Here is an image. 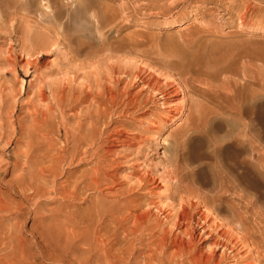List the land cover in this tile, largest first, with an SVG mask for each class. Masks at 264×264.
<instances>
[{
  "label": "bare ground",
  "instance_id": "6f19581e",
  "mask_svg": "<svg viewBox=\"0 0 264 264\" xmlns=\"http://www.w3.org/2000/svg\"><path fill=\"white\" fill-rule=\"evenodd\" d=\"M57 1L35 0L45 10L41 13L54 21L50 25L54 27L40 26L41 32L37 36L29 35L32 32L30 29H33L31 25L26 27L30 33L24 29V55L20 57L25 61H20V65L26 78H31L32 74L33 78L28 85L26 81L22 82L19 99L28 97L24 108L29 109L25 117L29 123L24 126L23 121H17V130L10 132L8 146H15L13 156L8 155V149L0 155V177L7 171L12 172L14 179L10 185L11 191L20 193L24 203L16 205L11 198H4L0 194V264L31 262L21 237L22 227L18 229V222L25 212L34 216L31 229L41 241H46L50 235L51 226L47 221L53 217L55 224H58L57 234L71 246L80 244L94 248L92 245L95 244L96 249L104 247L101 253L95 249V253L91 252L92 256L88 254L91 250H87L88 257L81 264H262L264 209L258 213L256 206L264 203V180L261 177L263 155L258 143L264 136V114L259 102L258 73L254 72L250 81L240 84L234 79L238 75L233 70L235 65L207 66L204 62H197L177 68L179 73L186 71L187 78L184 81H167L163 85L152 72L143 68L131 71L118 66V61L113 62L115 56L112 51L117 52L119 49H107L108 53L98 60L100 74H97L92 84L84 88L81 84L76 85V80H62L57 84L52 82L48 97L44 86L39 84L46 77L42 76L45 74H39L42 53L51 52L55 45H64L59 40L61 34L64 36L63 41L69 38L83 39L84 25L89 24L80 16L78 19L82 24L79 23L74 31L66 32L63 21L69 18V11L64 9L59 12V9L54 12ZM20 2L0 0V18H7L9 9L17 12L23 4ZM79 3V11L84 13L95 12L97 8L93 0H79ZM26 9L30 10L31 7ZM107 14H102V17ZM93 15L94 19H98L95 29L100 30L101 18L97 17L96 12ZM54 37L59 38L55 40ZM87 49L84 43L78 42L76 50L66 53V65L62 69L60 67L58 74L68 76V73H74L71 64L88 58L90 53L86 52ZM122 49L131 54L130 48ZM10 54L13 56L15 52L11 51ZM12 56L10 60L3 61L4 64L16 66L18 60L14 61L16 58ZM191 85L194 87L191 88ZM135 88H139L136 93L133 92ZM85 103L90 105L79 112ZM186 107L191 111L189 116L193 117V123L170 162L172 168L160 176L147 167L142 168L143 172L138 174L134 188L158 195L154 191L165 186L169 192L164 198L167 203L162 202L161 198L144 201L137 194H131L122 203L108 205L103 199L107 198L104 193L107 190L114 191L115 188L111 186L117 174L105 170L102 163H97L82 178L71 181L67 174L66 180L57 184V177L64 174L62 164L67 161L74 164L82 160L80 157L89 155V151L81 152V148L93 143L98 128L107 119L114 115L121 117L129 108H133L143 109V115L159 113L173 121L177 115L183 114ZM67 112H72L73 116H68ZM230 124L236 128L232 130L230 139L222 142L216 138L218 127H230ZM6 126L10 129L11 122ZM3 131V126H0V142L5 140ZM63 132L64 147L58 149L60 153L54 154L55 144L49 135L57 134L58 139H61ZM14 134L19 138H15ZM247 138L251 140L248 149L245 147ZM118 140L121 142L120 138ZM22 145H26L24 150ZM212 159L219 162V167L208 181L205 169L210 166ZM193 163L200 164L191 169ZM90 191L97 197L89 201L90 206L83 216L68 213L63 217L60 213H52L47 217L39 207L38 200L46 197L87 203L88 197L84 195ZM244 208L248 213H258L260 217L252 220L242 216L240 211ZM5 214L9 216L7 219L12 217L8 226L2 220ZM97 252L101 255L100 260Z\"/></svg>",
  "mask_w": 264,
  "mask_h": 264
},
{
  "label": "rangeland",
  "instance_id": "374dc122",
  "mask_svg": "<svg viewBox=\"0 0 264 264\" xmlns=\"http://www.w3.org/2000/svg\"><path fill=\"white\" fill-rule=\"evenodd\" d=\"M93 1L94 5H97L95 9L96 14H98L97 17L101 18L102 21L100 30L95 29V24L98 20L94 19L95 16L93 14L95 12L84 13L79 11V0H59L53 8L54 12H58L59 9V12H63L64 9L69 11V18L67 17V19H64V23L62 22L66 32L74 31V28L80 23L78 19L80 16L84 17L89 24L84 25L85 32L82 33L83 35L81 34L83 39L69 38L65 42L60 30L61 39L59 40L64 42V45H55L56 48L59 47L60 49L52 47L55 49L54 51L52 49L51 52L45 51L42 53L43 58L40 60L38 68L40 70L39 74H45L42 76L46 77H43L44 82L39 84L41 87L44 86L48 97L50 96L49 86L53 84L52 82L57 84L62 80H76V85L81 84L84 88L92 84L97 74H100L98 60L108 53L107 49L110 51L119 49L117 52L112 51V55L115 56L113 62L118 61V66L131 71L139 67L152 72L160 79L159 81L163 85L167 81L177 83L184 81L187 78L185 75L186 71L179 73L177 68L197 62H204L207 66L217 64L235 65L233 70L237 71L238 75L234 76V79L240 84L250 81L254 72H257L260 78L258 88L259 102L264 114V0ZM20 3L23 4H20V7L18 6L17 12L9 9L10 11H7L9 18H5L6 16L3 17L2 15L0 18L4 22L0 21V100H3L0 104V126H3L4 129L2 134L5 133L3 134L5 140L0 142V155L8 149L7 153L9 156H13V148L15 147L8 146L10 132L17 130V121H23L22 124L24 126H28L29 123V121L26 122L25 120L29 109L24 108L25 100L28 97L19 99L22 82L26 81L28 85L33 78V74L31 78H26L25 71L21 69L20 65L25 61V59L22 61L20 57L22 55L23 58L24 55L22 54L23 37L26 35L24 29L28 32L29 30L26 27L31 25L34 30L31 28L32 32L29 31L28 33L31 32L29 35L37 36L41 32L40 26L44 28L54 27L50 26L54 24V21L43 15L44 13H41V11L45 10L39 2L21 0ZM24 4L27 6L28 4L31 5L28 6L31 9L27 10L26 8L28 7L24 6ZM22 6L24 11H22ZM21 12L23 15H21ZM104 13L109 14L102 17ZM109 21L111 22L109 23ZM10 24H13L14 27L17 26L16 29ZM54 38L57 40L59 37ZM67 42H69L68 47L66 46ZM78 42L87 46L86 52L90 53V55L87 56L88 58L79 59L71 64V66L73 65L74 73H68V76L58 74L60 67L62 69L66 65V55L72 50H76ZM122 48H130L132 50L131 54L125 53V49ZM57 50L60 51L58 52ZM11 51L15 52L13 56L10 54ZM10 56L16 58L14 61L18 60L16 66L4 64L3 61L10 60ZM192 87L194 86L191 85ZM133 90L136 93L139 88ZM89 105L83 104L79 108V112L85 110ZM21 108L24 109L21 110ZM188 109L184 110L179 117L177 115V118L173 121L170 117L166 118L159 113H156V115L155 113L154 115L149 114L150 116L143 115V109L133 108H129L128 112L121 117L114 115L107 119L100 126V129L98 128L93 143L82 146L81 152L89 151V155L80 157L82 160H78L74 164H70L69 161L62 164L64 174L57 177V184L65 181L68 177L67 174L70 175L71 181L82 178L88 175L97 163H102L105 170L111 174L115 172L117 174L114 185L111 186V188H115L114 191L107 190L104 193L107 194V198L103 199L108 205L112 206L122 203L126 196L131 194H137L144 201L150 198H161L162 202L167 203L164 198L169 192L165 186L154 191V194L158 195H150L151 193H144L142 190H135L134 188L138 174L143 172L142 168L147 167L158 176L163 175L172 168L169 166L170 162L175 158L186 132L190 130L193 123V117L189 116L191 111ZM159 110L165 112L163 109ZM71 114L72 112H67L70 117L73 116ZM9 122H11V128L7 129L6 125ZM233 129L236 130L233 124H230V127L220 125L216 131V138L222 142L230 139ZM262 129L264 132V128ZM63 134L64 132L60 135L62 136L61 139H58L57 134L49 135V138L55 144L54 154L56 152L60 153L59 150L64 147ZM14 137L19 138L16 134H14ZM119 138L121 142L118 140ZM245 140L247 141L245 147L248 149L251 146V140L249 138ZM258 143L262 147L261 177L264 180L263 135ZM25 146H21L22 150L25 149ZM109 150L113 152H108ZM199 164L193 163L191 169L198 167ZM109 165H112V167H109ZM218 167L219 162L212 159L210 166L205 169L208 181L216 173ZM7 172L2 174V178L0 177V194L4 198H11L16 205L24 203L20 193L11 191L10 185L14 176L12 172ZM205 173L202 172V175L204 176ZM132 188L134 189L133 191ZM84 197H88L87 203H81L80 200L66 201L48 197L38 200V203L40 204L41 212L47 217H50L52 213H60L63 217L66 216L64 214L68 213L83 216L90 206L89 201L96 199L97 195L90 191L85 193ZM256 208L259 211L258 213H262L261 210L262 208L264 209V203L263 205H257ZM240 212L242 216H247L252 220L260 217L256 212L251 211L248 213L245 208L241 209ZM3 217L2 220L6 221L4 224L6 226L10 225L12 217L7 219L9 216L6 214ZM33 221L34 216L25 212L24 217L18 222V229L20 230L22 227L21 237L23 238L24 246L30 254V264H74L76 262V264H81V262L83 263L82 260L88 257L86 255L87 250H91L88 254L91 252L95 253L97 248L95 244L92 246L96 248H88V246L80 244L75 246L74 243L73 247L69 242L67 243L64 237L57 234L58 224H55L53 217L47 221L51 226L50 235L46 237V241H41L35 237L36 233L31 229ZM260 221L262 222V220ZM262 225H264V222H262ZM102 235H104V232ZM71 247H73L72 250ZM101 249H104V247L102 246L96 250L101 253ZM80 250L86 252L81 253ZM99 252H97L99 256L97 257L100 260L101 255ZM92 253L89 256H92Z\"/></svg>",
  "mask_w": 264,
  "mask_h": 264
}]
</instances>
